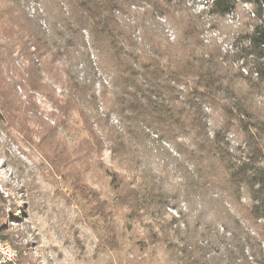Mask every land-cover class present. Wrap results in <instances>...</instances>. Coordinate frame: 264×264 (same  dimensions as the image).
Returning <instances> with one entry per match:
<instances>
[{"label":"trees","instance_id":"obj_1","mask_svg":"<svg viewBox=\"0 0 264 264\" xmlns=\"http://www.w3.org/2000/svg\"><path fill=\"white\" fill-rule=\"evenodd\" d=\"M189 1L0 0V55L23 63L0 75V123L96 217L106 248L129 233L128 264H264V0ZM242 6L227 42L206 41L211 21ZM29 91L47 98L49 122ZM93 172L105 197L85 182ZM26 193L7 213L0 194L12 244Z\"/></svg>","mask_w":264,"mask_h":264},{"label":"rangeland","instance_id":"obj_2","mask_svg":"<svg viewBox=\"0 0 264 264\" xmlns=\"http://www.w3.org/2000/svg\"><path fill=\"white\" fill-rule=\"evenodd\" d=\"M190 4L196 6L195 10H201L202 5L198 0H190ZM245 11H244V10ZM249 7L242 6L239 11L228 15L220 21H211L210 28L205 32L206 41L227 42L228 36L241 25V17L248 14ZM164 33L173 35L169 26H164ZM138 34V32H137ZM225 48V45H223ZM5 50L0 55V75L9 81L14 76L17 68H22L21 60ZM95 63V58L90 55ZM93 64L92 73L104 83H108V77ZM16 68V69H15ZM103 83V84H104ZM17 94L23 97L25 92L21 86L16 87ZM32 95L34 117H41L48 121L51 106L39 92L29 91ZM58 93V91H57ZM59 94V93H58ZM101 113L102 110L99 109ZM33 117V118H34ZM116 118L114 115L110 117ZM116 122H113V124ZM30 135L34 142L37 141L35 132L38 126L29 121ZM29 134V131H28ZM30 143V142H29ZM25 137L17 129L7 123H0V194L7 198L4 211H10L13 199L19 200L22 188H26V202H19L21 209H16L20 217L25 207V216H21L18 222L11 224L7 233L10 234L13 244L10 245L23 256V263L19 264H128V259L138 255L128 240L129 233L123 239L118 251L106 248L99 239L102 235L96 223V217L87 215L86 206L79 197H72V190L59 178L48 172L44 166L40 152L29 144ZM103 160L109 167L112 165L107 152L103 154ZM85 182L92 189L106 196L107 179L98 172L91 173ZM172 214L173 211L169 209ZM138 234L141 228L136 226ZM135 253V254H134ZM137 258V257H136Z\"/></svg>","mask_w":264,"mask_h":264},{"label":"built area","instance_id":"obj_3","mask_svg":"<svg viewBox=\"0 0 264 264\" xmlns=\"http://www.w3.org/2000/svg\"><path fill=\"white\" fill-rule=\"evenodd\" d=\"M246 7V6H245ZM173 39V35H169ZM0 264H19L18 255L10 243L0 238Z\"/></svg>","mask_w":264,"mask_h":264}]
</instances>
